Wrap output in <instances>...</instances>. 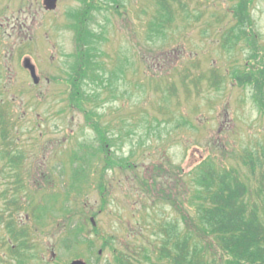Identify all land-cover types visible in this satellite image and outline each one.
<instances>
[{
	"label": "rangeland",
	"instance_id": "1",
	"mask_svg": "<svg viewBox=\"0 0 264 264\" xmlns=\"http://www.w3.org/2000/svg\"><path fill=\"white\" fill-rule=\"evenodd\" d=\"M44 1L0 0V264H149L161 220L194 217L206 161L239 173L264 221V0ZM80 55L88 117L69 104Z\"/></svg>",
	"mask_w": 264,
	"mask_h": 264
},
{
	"label": "trees",
	"instance_id": "2",
	"mask_svg": "<svg viewBox=\"0 0 264 264\" xmlns=\"http://www.w3.org/2000/svg\"><path fill=\"white\" fill-rule=\"evenodd\" d=\"M242 3H239L235 9L242 16L240 20H246L248 16L244 11L248 8V2ZM92 7L87 10V13H80L77 16L80 24L82 15L89 16L91 9L93 10ZM83 27L84 24L81 25L82 29ZM82 56L80 55L79 64L74 67L73 74L69 76L68 82L71 88L69 104L71 108L82 111L88 117L90 114L82 106L83 99L80 91L81 79L88 74V67L87 64L83 65ZM261 76L264 79V73H261ZM234 77L241 84H252V82L258 84V78L254 76L235 74ZM91 79L94 82H102V76L99 74ZM88 98L95 99L94 96ZM1 118L2 113L0 120ZM89 126L98 133L101 144L99 152L105 156V169L114 167L116 163L109 153L112 147L109 137L99 125ZM4 135L2 133L1 136ZM262 158L264 160V154ZM252 166L256 164L253 163ZM120 168L124 166L120 165ZM125 168H131L130 163H125ZM195 171L197 174H194V191L191 197L194 217L184 210L182 217L184 228L176 219H162L152 235L156 239L154 251L157 259L151 261L150 257L145 255L144 260L149 264H264V221L259 215L258 208L248 201V195L251 196V192L240 180L239 173L235 170L233 172L218 171L213 162L207 163V161L201 163ZM164 178L165 176H160L157 179L161 189L155 187L156 182L154 189L152 185L150 186L151 192L160 191L169 197L166 191L162 190ZM104 189L101 185L102 194ZM179 210L181 212V208ZM7 228L14 234L19 231L18 235L14 236L16 239L13 238L19 246L11 249L13 256L16 257L18 251L25 247L22 236L24 229H14V231L11 225ZM114 255L117 264H127V261L130 262L133 258L117 252H114Z\"/></svg>",
	"mask_w": 264,
	"mask_h": 264
},
{
	"label": "water",
	"instance_id": "3",
	"mask_svg": "<svg viewBox=\"0 0 264 264\" xmlns=\"http://www.w3.org/2000/svg\"><path fill=\"white\" fill-rule=\"evenodd\" d=\"M57 1L58 0H45L44 5L47 10H55L57 7ZM24 66L26 69H28L31 73L32 78L34 79V82L36 84L39 83V78L36 75V68L35 66L31 63L29 59H26L24 62ZM72 264H86L84 261H74Z\"/></svg>",
	"mask_w": 264,
	"mask_h": 264
}]
</instances>
